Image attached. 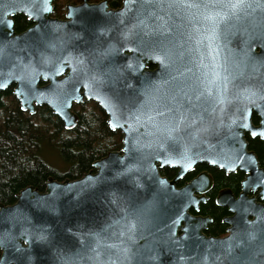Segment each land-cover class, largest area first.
<instances>
[{"label":"water","instance_id":"95a60500","mask_svg":"<svg viewBox=\"0 0 264 264\" xmlns=\"http://www.w3.org/2000/svg\"><path fill=\"white\" fill-rule=\"evenodd\" d=\"M54 1L0 0V91L14 85L23 111L48 106L67 130L79 119L73 105L94 101L123 146L79 179L50 177L43 192L30 186L15 204H0V264H264V205L247 201L251 188L264 200V169L244 139L264 141V0H247L252 6L227 24L206 18L215 9L166 0H123L117 9L83 0L59 19ZM20 14L33 25L17 33ZM225 32L227 59L215 52ZM161 43L165 63L156 59ZM214 62L226 87L197 99ZM169 108L187 117L178 128L167 124ZM203 163L247 175L240 200L219 197L236 213L224 238L206 236L210 220L188 212L206 200L196 193L210 188L208 175L177 187ZM164 168L177 176L163 177Z\"/></svg>","mask_w":264,"mask_h":264},{"label":"trees","instance_id":"16d2710c","mask_svg":"<svg viewBox=\"0 0 264 264\" xmlns=\"http://www.w3.org/2000/svg\"><path fill=\"white\" fill-rule=\"evenodd\" d=\"M79 1L55 0L53 16L63 18L66 5ZM108 2L111 8L117 9L123 0ZM14 22L17 33L33 25L22 14L17 15ZM13 91L14 86L0 91V204H15L20 192L30 186L43 192L50 177L58 181L79 179L93 170L94 162L111 151L121 150L123 134L109 128L108 116L98 103L86 100L82 104H74L72 109L79 119L75 128L67 130L48 106L38 107L35 115L23 111ZM249 148L259 156L264 167L263 143L258 139L250 140ZM48 151L57 154L69 168L63 171L53 166L54 163L44 156ZM209 170L215 177L213 192L220 187L236 188L238 185L239 173L226 176L216 168ZM160 173L173 178L176 170L166 168ZM225 210L215 205L212 196L201 206V213L213 218L211 233L217 235L224 230L221 217Z\"/></svg>","mask_w":264,"mask_h":264},{"label":"flooded vegetation","instance_id":"af4514ba","mask_svg":"<svg viewBox=\"0 0 264 264\" xmlns=\"http://www.w3.org/2000/svg\"><path fill=\"white\" fill-rule=\"evenodd\" d=\"M100 1H102V0H100ZM100 1H98V2H100ZM82 2H83V0L77 2V3L73 4V5H80ZM89 2L90 3H97V2H92L90 0H89ZM69 4H72V3H69ZM112 9H114V8H112ZM66 12H67V8H66ZM66 12H65V14H66ZM52 16H53V14H52ZM55 18H57V17H55ZM64 18H65V15H64L63 18H59V19H64ZM219 44H220V48L215 49V52L220 57H223V58L227 59L229 57L230 51H229V47H228L226 32H225L224 41H219ZM260 52H261V48H258L257 53H260ZM214 58H215V54H214ZM260 123H261V117L257 113H253L252 116H251V124L253 126L257 127V126H260ZM244 139L248 143V150L249 151H253V150H250V148H249L250 140H256V139L260 140L263 143V149H264V141H262L258 137L257 138L252 137V135L249 132H245L244 133ZM257 158H258V162H259L260 167L264 169V167L260 163L259 156H257ZM205 166H207L208 168L205 167ZM209 168H216V169L222 171L226 176H229L230 174H238L239 173L240 174V178H239L238 185L235 186L236 188H232V187H229V186L220 187L215 192H213L214 185H215V177H214V174L209 170ZM164 169H166V168H164ZM164 169H162V170H164ZM169 169H172V168H169ZM173 170H176V174H175V176L173 178H168V177L163 176V175L162 176L168 178L169 180H173L177 176V172H178L177 169H173ZM203 173L208 175V177L210 178L211 185H210V188L207 191H205L202 194L196 193V196H198V197L204 196V197H206V200L204 202H201L199 204L198 208L191 207L188 212L193 217L208 218L210 220L207 223V226L203 230V233L206 236L215 237V238H224V237H226V236H228L230 234L229 228H231V224L227 223L225 220L235 217L236 213H235V211L233 212L228 205H224L222 202H220L221 204H219V202H218L219 197L221 196L222 192L228 191V192H231V196L235 200H240L241 195L244 192L243 183L246 180L247 175H246L245 172H243L241 170H237L235 172H226L225 170L219 169L218 167H214V166H211V165H209L207 163H203V164H198L193 171L189 172L183 179H181L177 183V187L178 188H183L184 186H186L187 184L191 183L193 180L198 178ZM260 192H261V188H259L257 190L251 188L250 191L247 193V201L254 200L257 204L264 205L263 196L260 195ZM211 196L213 197L214 203H215V205L217 207L226 209L224 214L221 217V223L224 225V230L220 234H217V235L211 233L210 230H209L210 229V225L213 223V218L210 215H204V214L201 213V206L205 205L210 200ZM251 219H252V217H251Z\"/></svg>","mask_w":264,"mask_h":264},{"label":"snow or ice","instance_id":"6c2138e0","mask_svg":"<svg viewBox=\"0 0 264 264\" xmlns=\"http://www.w3.org/2000/svg\"><path fill=\"white\" fill-rule=\"evenodd\" d=\"M162 7L165 6L164 4L161 5ZM166 6L168 8H200L203 7L205 9H215L214 12H212L208 17H206L209 20H213L214 24H217L219 21L227 22L230 19H239V14L242 12H245L246 9L250 8L252 5L247 3V0H211L210 3H204V4H185L184 0H166ZM140 25H142L144 28H147L148 26L143 23V21L140 22ZM162 26H158L155 31L160 32ZM231 28V26H229ZM215 32V28H214ZM162 34V32H161ZM261 34L264 35V24L261 25ZM161 54L156 56L157 60H160L161 63H165L168 58V52L165 50L163 43H161L160 48ZM215 58H213L214 60ZM200 64L205 68L208 69L209 65L205 64L203 59H201ZM219 65H217L215 62L212 65V68L210 69V72L204 73L205 79L207 80V85L205 86L204 90L199 93V96H197V99H199L201 96H204L207 94L208 97H211L213 99H216L213 97V86H215L217 89L221 87V83H223V86L226 87L227 83V76L223 77V81L221 82V75L220 72L217 70ZM188 71H191V69H187ZM227 71V67L224 69ZM209 76L211 78H209ZM216 102L218 103L219 100L217 99ZM151 111V109H149ZM167 112L170 114L166 117L167 124H172L174 121L175 127L178 128L181 123L187 117L180 113L178 116L176 112H174L172 109H167ZM156 115L164 117V112H157ZM148 119L151 121L153 117L149 116ZM167 126V125H166ZM253 135H256L255 132H253ZM261 135H264V133H261ZM135 228V224L130 223L129 224V232H131ZM254 234L250 233L249 237L251 238ZM131 238V237H130Z\"/></svg>","mask_w":264,"mask_h":264},{"label":"rangeland","instance_id":"374dc122","mask_svg":"<svg viewBox=\"0 0 264 264\" xmlns=\"http://www.w3.org/2000/svg\"><path fill=\"white\" fill-rule=\"evenodd\" d=\"M44 156H46V158H48V160L51 162V163H54L52 164L53 166H56L59 170H63V171H66L69 166L66 165L65 162H63L61 160V158L56 154L54 153H51L50 151L46 152L44 154ZM52 156V157H51ZM53 156H56L57 158L53 157ZM57 164V165H56Z\"/></svg>","mask_w":264,"mask_h":264}]
</instances>
